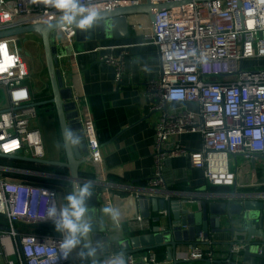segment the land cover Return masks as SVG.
I'll return each mask as SVG.
<instances>
[{"label": "built area", "instance_id": "obj_1", "mask_svg": "<svg viewBox=\"0 0 264 264\" xmlns=\"http://www.w3.org/2000/svg\"><path fill=\"white\" fill-rule=\"evenodd\" d=\"M148 1L160 5L184 0H79L81 5L99 12ZM61 14L44 0H0V31L57 21ZM128 20L131 30L142 32V46L153 47L161 61L159 76L147 83L146 91L151 111L159 114L155 125V172L143 191L129 197L135 202L141 198H171L173 192L166 186L161 170L165 160L175 157H185L193 168L203 171L210 187H234V168L239 159L264 160V66H245L252 60H264V0H192L156 12L154 27L147 16H131ZM73 36V28L62 30L63 44L72 43ZM21 40H0V153L45 160L41 134L31 126L38 118V110L27 86L30 71ZM127 55L105 54L99 59L116 69V82L121 81ZM176 91L183 94L182 98L170 99ZM178 103L194 104L198 110H168V105ZM79 117L87 144V162L97 169L95 175L99 177L95 192L101 191V196L110 200L116 195L106 181L102 148L90 114L84 111ZM184 134H199L202 147L191 150L172 141ZM4 172L12 177L40 175L0 169V175L5 177L0 178V264H74L72 253L65 257L61 250L62 233L31 232V226L53 223L47 217V209L53 204L59 209L56 189L31 178L9 180ZM204 197L210 200L218 195ZM160 215L166 217L167 212L161 211ZM133 227L145 231L149 224L140 216ZM165 231L166 227L160 226V232ZM243 249L242 245H234L227 250V258H217L211 241L201 234L197 247L179 255L176 252V259L183 263L238 264ZM120 256L124 264H171L167 257L158 261L153 250L129 255L109 252L101 264H112ZM230 256L234 263L229 261Z\"/></svg>", "mask_w": 264, "mask_h": 264}, {"label": "crops", "instance_id": "obj_2", "mask_svg": "<svg viewBox=\"0 0 264 264\" xmlns=\"http://www.w3.org/2000/svg\"><path fill=\"white\" fill-rule=\"evenodd\" d=\"M27 38L29 42L33 40L30 36ZM142 39V32L131 30L130 37L121 40H106L99 43H69L67 41L63 44L66 47V52L60 53L59 58L60 70L63 72L65 85L73 91L77 99L79 98L77 104L80 115L84 111L90 114L95 136L102 148L106 181L110 184V190L117 196L106 200L101 196V191L99 192L105 208L113 207L118 209L120 213L117 221H113L108 214L104 213V221L108 230L113 233L120 243L125 245H127V239L131 237L152 234L154 229L152 228V222L155 226L164 225L166 231L168 230V216L162 217L160 215L161 211L159 213L152 211L150 218H142L144 222L149 224V229L139 231L133 227V222L140 217V214L135 208V204H133V199L129 196L143 191L154 175L155 125L159 118L158 113L151 111L152 105L146 96V91L147 83L159 76L161 61L153 47L142 46ZM122 52H127L128 55L124 59V71L121 81L116 82V69L113 66L101 63L99 59L105 54L118 56ZM28 68L30 80L27 82V86L30 89L32 103L38 104L51 99L52 92L46 68L42 70L37 68L36 65H34V68L28 65ZM34 71L39 77L37 81L32 82L31 75ZM41 95L50 97L42 99ZM168 110L171 112L197 111L198 107L194 104L178 103L168 105ZM54 114L57 117L56 109ZM32 128L38 130L41 134L45 160L64 161L65 149L58 119L52 118L48 112L45 115L38 114ZM172 141L180 142L191 150H199L203 144V139L199 134L176 136L172 138ZM21 156L25 157L23 154ZM16 162L27 164L20 161ZM31 165L36 168L41 167V165ZM234 169L237 171V182L231 188L210 187L203 171L193 168L185 157L165 160L161 172L166 186L173 192L171 198L185 197L191 201H204L206 195L213 197L218 195L217 198L210 199V201L215 202L227 196L261 195L264 193L263 159L257 158L252 162L239 159ZM62 170L63 173L54 174L43 171H22L33 174L39 173V176L36 174L28 176L40 185H49L55 188L58 192L59 209H61L67 204L66 196L72 192L71 183L62 179L63 176L69 175V171ZM81 172L92 175L83 179L86 182H91L93 189H96L95 180H99V177L95 175L97 169L87 162L81 167ZM1 174L0 178H5L3 173ZM45 180H53L55 183H46ZM61 182L70 185H61ZM178 185L184 188L175 190L174 188ZM127 197L129 198L126 199ZM160 198L157 197V199ZM127 208H130L128 213L125 212ZM158 216L161 219L160 224L155 222ZM39 225L41 226V224ZM42 225L46 226L43 231L38 232L37 228L36 231L32 229L31 232L59 235L58 231H51L52 226H55L54 223ZM209 240L211 241V247L217 252V258L220 255L228 257L226 252L230 247L225 244L230 241L229 234H213ZM81 250H84L83 242L71 252L74 264L84 262ZM189 250H191L190 246H179L177 254ZM182 264L210 263L203 261Z\"/></svg>", "mask_w": 264, "mask_h": 264}, {"label": "water", "instance_id": "obj_3", "mask_svg": "<svg viewBox=\"0 0 264 264\" xmlns=\"http://www.w3.org/2000/svg\"><path fill=\"white\" fill-rule=\"evenodd\" d=\"M207 1L212 0H195V2ZM189 3H192V0L160 5H154L148 1L139 6L121 7L111 12H100L104 20L88 30H81L75 25L61 26L57 20L0 31V40L22 38L21 42H26V38L29 36L40 38L52 98L33 105L35 107L49 104L55 106L65 149L64 161L36 160L30 157L7 156L1 153L0 160H14L68 170L69 175L63 176L62 179L71 183L72 191L74 186L88 183L80 177L81 167L88 161V151L79 117L78 99L74 96L73 91L66 87L60 70V53L66 52V47L61 40L62 30L74 29L72 43H99L106 40L126 39L131 35L129 17L147 16L154 27L156 12L171 10ZM65 130H71L73 138L78 136L79 143L67 142L64 138ZM92 191V196L86 201L89 207L88 220L91 223V231L88 237L82 240L88 264H101L109 252H122L124 255H129L155 250L159 247H166L168 263L182 264V261L176 259L179 246L195 248L199 244L201 234L209 239L211 235L218 233L230 235V241L225 244L230 248L234 245L244 246L239 255L238 264H264V193L261 195L227 196L220 201L204 200L200 203L185 197V199L182 197L183 199L169 198L167 200L141 198L138 202H133L140 216L150 218L152 211L156 213L166 211L168 213V230L161 233L160 225H157L152 234L131 237L127 239V245H125L120 243L108 230L104 221L103 209L105 205L103 200L95 192V189ZM129 209L127 208L125 212L128 213ZM160 221L158 216L155 222L160 224ZM92 250H94V254L87 255ZM232 258L233 256L229 257L230 262H233Z\"/></svg>", "mask_w": 264, "mask_h": 264}, {"label": "clouds", "instance_id": "obj_4", "mask_svg": "<svg viewBox=\"0 0 264 264\" xmlns=\"http://www.w3.org/2000/svg\"><path fill=\"white\" fill-rule=\"evenodd\" d=\"M44 2L61 11L58 23L63 25H75L81 30H88L94 25L100 24L104 17L95 8L81 5L79 0H44ZM179 91L173 92L170 99L182 98ZM64 138L71 144L79 143V137L73 138L71 130H65ZM91 182L82 186H74V190L66 196L67 204L57 209L53 204L47 209V217L52 220L55 230L63 234L61 250L65 257L68 256L77 246L81 245L83 239L88 237L91 231V223L88 220L89 207L86 204L88 198L93 194ZM103 212L108 214L113 221H117L120 213L113 207H106ZM87 247V245H85ZM94 250L87 253L93 255ZM83 256L84 253L81 252ZM112 264H124L122 256L116 258Z\"/></svg>", "mask_w": 264, "mask_h": 264}, {"label": "trees", "instance_id": "obj_5", "mask_svg": "<svg viewBox=\"0 0 264 264\" xmlns=\"http://www.w3.org/2000/svg\"><path fill=\"white\" fill-rule=\"evenodd\" d=\"M42 99H48L50 96H45V95H41L40 96ZM38 110V114H43L45 115L46 112L49 113V115L52 117V118H56L57 117L55 116L54 114V110H55V107L54 105H45V106H42V107H39L37 108ZM0 167H3V168H12V169H18V170H31V171H43V172H46V173H50V174H54V173H63L64 171L62 169H58V168H52V167H44V166H41L40 168H36L34 166H32L31 164H21V163H18L14 160H7V159H1L0 160ZM63 171V172H62ZM4 175H12V174H9V173H5L4 172ZM13 176L15 177H23V178H31V177H28V176H22V175H14ZM92 175H89V174H85V173H82L80 175L81 178H87V177H91ZM32 179V178H31ZM46 183H55L53 180H45ZM61 185H70L68 183H65V182H61L60 183ZM184 187L181 186V185H178L176 186L174 189L175 190H179V189H183ZM46 226H43L41 224V226L39 225H34V226H31V230L34 229L36 231V229L38 230V232L43 231L45 229ZM152 228H155V224L152 222ZM48 229V228H47ZM50 230V228H49ZM51 231H54V232H57L55 230V226H52L51 228ZM154 252L156 253L157 255V258H158V261L162 262L166 259L167 257V249L165 247H159V248H156L154 250Z\"/></svg>", "mask_w": 264, "mask_h": 264}, {"label": "rangeland", "instance_id": "obj_6", "mask_svg": "<svg viewBox=\"0 0 264 264\" xmlns=\"http://www.w3.org/2000/svg\"><path fill=\"white\" fill-rule=\"evenodd\" d=\"M30 38H32V41H26V42H21L20 47L22 49V51H24L25 53V57H26V61H27V65L32 66L34 68V65L37 66V68L44 70L46 68L45 65V59H44V53H43V48L41 45V40L39 37L36 36H30ZM28 39V38H26ZM26 52L29 55H26ZM245 66H253V67H259V66H264V60H252L249 62L245 63ZM37 73L34 71V73L31 75V81L35 82L38 80ZM1 100V97H0ZM37 120V119H36ZM35 120V121H36ZM32 122V124H34V122ZM32 126V125H31ZM7 179H12L15 177L12 176H6ZM58 206H59V200H58ZM39 226V224H38ZM81 252L84 253L83 257V263L82 264H88V260H87V256L85 253V250H81Z\"/></svg>", "mask_w": 264, "mask_h": 264}, {"label": "flooded vegetation", "instance_id": "obj_7", "mask_svg": "<svg viewBox=\"0 0 264 264\" xmlns=\"http://www.w3.org/2000/svg\"><path fill=\"white\" fill-rule=\"evenodd\" d=\"M43 48V47H42ZM43 53H44V50H43Z\"/></svg>", "mask_w": 264, "mask_h": 264}]
</instances>
